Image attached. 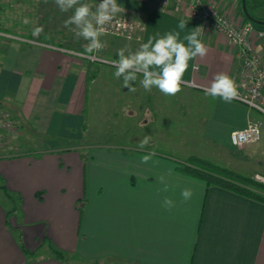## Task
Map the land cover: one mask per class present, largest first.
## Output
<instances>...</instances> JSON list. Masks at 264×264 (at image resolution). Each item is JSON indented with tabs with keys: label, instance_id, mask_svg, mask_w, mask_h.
Returning <instances> with one entry per match:
<instances>
[{
	"label": "crops",
	"instance_id": "0c3cea01",
	"mask_svg": "<svg viewBox=\"0 0 264 264\" xmlns=\"http://www.w3.org/2000/svg\"><path fill=\"white\" fill-rule=\"evenodd\" d=\"M117 2L119 13L140 20L144 29L140 39L102 35L106 46L94 52L98 62L59 46L88 44L71 26L59 29L58 42L0 27V34H6L0 35V107L6 112L0 184L21 195L20 207L7 213L0 188V264H67L53 256L51 244L71 254L72 264H264V200L207 185L183 172L174 156L124 144H93L85 163V195L80 197L75 176L65 169V155H29L34 146H57L61 138L75 136L78 124L83 126L88 88L96 86L99 71L119 59V49L130 45L134 52L150 37L168 32H179L183 41L200 28L208 53L189 62L183 88L208 102L203 138L220 148L228 161L222 164L264 175L252 164L260 158V138L236 148L229 137L231 130L249 122L259 124L260 111L236 100L212 98L203 90L218 73L238 79L242 64L237 47L188 15L164 9L159 0ZM228 4L221 0L231 10ZM241 7L239 3L233 9L234 19L245 18ZM181 20L187 24L183 30ZM256 43L264 59V40ZM191 65H198L195 72ZM88 66L97 72L87 86ZM141 78L138 74L137 80ZM9 152L19 154L5 157ZM152 152L156 155L143 163L142 157ZM185 188L193 192L187 201L181 196ZM82 197L80 210L74 200ZM165 198L174 202L170 210L163 206Z\"/></svg>",
	"mask_w": 264,
	"mask_h": 264
},
{
	"label": "rangeland",
	"instance_id": "374dc122",
	"mask_svg": "<svg viewBox=\"0 0 264 264\" xmlns=\"http://www.w3.org/2000/svg\"><path fill=\"white\" fill-rule=\"evenodd\" d=\"M252 1L250 11L264 15V0H260L263 4L253 7ZM83 2L93 6L94 10L99 0ZM72 14V11L62 12L54 0H0L1 29L18 33L27 30L32 34L34 28L42 27L43 32L38 38L44 40L59 39V29L65 28L64 22ZM25 18L30 23H23ZM115 71L113 65L104 68L101 73L99 71L96 81L101 86L96 84L88 88L83 126L78 124L74 137L61 138L57 146H34L36 151L29 152V155H65V169L75 176L73 185L81 188L80 197L85 195V163L93 144H124L132 148L138 147L139 141L145 136H150V142L144 149L167 153L180 162L189 154H197L206 156L218 165L228 163L227 158L221 156L220 148L203 138L201 123L208 112V102L204 97L183 87L175 96H166L156 88L145 91L138 80L132 83L136 89L132 92L124 87L122 78L115 77ZM257 113L261 129L259 151L262 155L259 154V161H253L252 164L256 169L264 170V113ZM15 154L19 153L9 152L5 157ZM83 201L84 198H78L77 202L74 200L75 207L78 209Z\"/></svg>",
	"mask_w": 264,
	"mask_h": 264
},
{
	"label": "clouds",
	"instance_id": "9594fccd",
	"mask_svg": "<svg viewBox=\"0 0 264 264\" xmlns=\"http://www.w3.org/2000/svg\"><path fill=\"white\" fill-rule=\"evenodd\" d=\"M54 3L62 12H73L64 22V27L75 26L71 30L75 31L77 38L88 41L85 47L86 53L98 52L106 46V43L101 42L100 37L105 34L104 26L113 23L116 15L121 11L117 0H99V3L94 6V10L93 6L83 0H54ZM23 23L28 24L30 21L25 18ZM178 27L183 30L187 24L181 20ZM199 29L196 28L185 35L183 41L180 39L179 32H168L163 36L157 34V36L150 37L134 52L130 45L119 49L117 53L119 59L112 62L113 67L116 68L115 77L122 78L124 87L132 92L136 90L132 83L137 80L139 74L143 77L140 84L145 91L150 92L156 88L166 96L177 95L186 83L184 76L190 67L189 62L197 57L203 58L208 53V48L199 39ZM42 32V27H36L33 29L32 35L38 37ZM16 38L21 39L19 36ZM129 39L131 38L129 37ZM184 41H187V44ZM197 68L198 65H191L193 72ZM203 90L206 95L212 98H221L227 103L238 96L235 82L225 73H218L210 86ZM150 139V136H145L140 140L139 149L143 150L149 144ZM154 155H156L155 152L144 155L142 162L147 163ZM170 174L171 170H169ZM159 179L161 183H164L163 176ZM163 190H168L167 184ZM192 195L191 189L185 188L181 192L185 201L191 199ZM163 206L170 210L174 207V202L165 198Z\"/></svg>",
	"mask_w": 264,
	"mask_h": 264
},
{
	"label": "built area",
	"instance_id": "2783aa9c",
	"mask_svg": "<svg viewBox=\"0 0 264 264\" xmlns=\"http://www.w3.org/2000/svg\"><path fill=\"white\" fill-rule=\"evenodd\" d=\"M159 3L166 10L172 8L215 30L237 47L242 68L235 81L238 96L233 100L264 113V59L256 43L257 39L264 40V27H258L245 18H233L232 11L240 0H229L228 8L231 10L221 6V0H159ZM104 28L105 34L140 39L144 23L129 16L116 15L114 22ZM81 55L92 60L99 59L94 53ZM5 116L6 112L0 107V150L5 144ZM260 136L261 129L256 122L233 129L229 134L230 142L236 148H243L257 141ZM254 178L264 182V175L260 173H255Z\"/></svg>",
	"mask_w": 264,
	"mask_h": 264
},
{
	"label": "trees",
	"instance_id": "16d2710c",
	"mask_svg": "<svg viewBox=\"0 0 264 264\" xmlns=\"http://www.w3.org/2000/svg\"><path fill=\"white\" fill-rule=\"evenodd\" d=\"M250 1L246 0V7L249 13L250 11ZM242 5V1L240 0ZM242 13L245 19L250 20L244 12L243 7H241ZM257 17V16H256ZM258 18L262 19L263 17ZM264 19V18H263ZM253 22V21H252ZM254 23V22H253ZM258 27H264V24L254 23ZM58 42L57 38L55 42ZM58 44V43H56ZM63 46L70 49H75L80 51L81 53L85 52L86 45L80 43V45H72L68 44ZM98 56V55H97ZM88 59V61H100V60H92L89 57L83 56ZM97 71H95V67L87 68L86 70V81L87 86L92 77L95 76ZM180 169L192 176L201 178L205 180L207 185H219L224 186L239 193H243L249 195L253 198H257L260 200H264V182L258 181L254 178V174H245L239 171H236L225 165L215 164L211 159L201 157L195 154L189 155L183 162L180 164ZM0 188H3L5 191V196L7 200V213H11L20 207L21 203V195L19 193H12L6 187L4 183L0 184ZM82 199V198H81ZM79 199V200H81ZM83 204L79 205V209L82 210ZM51 250L53 256L64 261L67 264H72L73 256L62 249L51 244ZM28 252H33L27 249Z\"/></svg>",
	"mask_w": 264,
	"mask_h": 264
},
{
	"label": "water",
	"instance_id": "95a60500",
	"mask_svg": "<svg viewBox=\"0 0 264 264\" xmlns=\"http://www.w3.org/2000/svg\"><path fill=\"white\" fill-rule=\"evenodd\" d=\"M241 1H242V7H243V9H244V12H245V14L247 15V17H248L249 19H250L251 21L255 22V23L264 24V19L257 18V17H255L254 15H252V14H250V13L248 12L247 7H246V0H241Z\"/></svg>",
	"mask_w": 264,
	"mask_h": 264
},
{
	"label": "flooded vegetation",
	"instance_id": "af4514ba",
	"mask_svg": "<svg viewBox=\"0 0 264 264\" xmlns=\"http://www.w3.org/2000/svg\"><path fill=\"white\" fill-rule=\"evenodd\" d=\"M251 1H252V0H251ZM252 4H253V5H252V7H253V6H259L260 4H263V3H262L260 0H253V1H252ZM251 11H252V13H250V14L254 15L255 17L257 16V18H258V16H259V17H263V18H264V15L256 14L253 10H251ZM263 18H262V19H263Z\"/></svg>",
	"mask_w": 264,
	"mask_h": 264
}]
</instances>
